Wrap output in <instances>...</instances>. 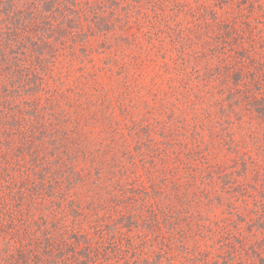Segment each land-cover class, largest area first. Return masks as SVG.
Instances as JSON below:
<instances>
[{
  "label": "trees",
  "instance_id": "trees-1",
  "mask_svg": "<svg viewBox=\"0 0 264 264\" xmlns=\"http://www.w3.org/2000/svg\"><path fill=\"white\" fill-rule=\"evenodd\" d=\"M157 1L0 0V264H264V143L235 141L231 118L258 90L234 80L215 113L188 121L131 116L135 49L177 52L172 70L195 101L188 84L207 85L203 53ZM92 110L104 137L85 129ZM254 111L264 119V104Z\"/></svg>",
  "mask_w": 264,
  "mask_h": 264
},
{
  "label": "rangeland",
  "instance_id": "rangeland-1",
  "mask_svg": "<svg viewBox=\"0 0 264 264\" xmlns=\"http://www.w3.org/2000/svg\"><path fill=\"white\" fill-rule=\"evenodd\" d=\"M156 7L162 12L165 11L170 22H178L179 28L186 30L187 44L193 46L196 43L194 49L203 53L197 64L202 79L207 85H203V82L197 84L196 81L188 84V88L198 91L197 94L201 97V100L195 101L186 90H183L180 83L181 77L172 70L174 68L172 62L177 52L167 49L168 45H164L161 51L163 53L157 55L148 51L141 54L135 49L131 55L139 57L137 61L139 73L142 76L140 86L143 89L139 93H127L126 101H131L134 104V109L131 111L133 120H144L145 123L152 125L158 122L163 123L167 121L169 109L174 112L175 118L186 121L190 120L196 108L201 114L200 118L205 114L210 116L211 113H215L214 110L220 103V99L227 94L228 88L229 90L235 88L233 81L240 79L247 82L245 87H242V90H247L241 91L240 94H244L246 91H258L255 92V96H248V99L238 102L235 115L231 116L235 120V125L232 128L233 137L241 144L243 141H248L249 135H255L260 139V143H264V119L254 111L258 104H264V0H158ZM143 21L145 20L141 22ZM142 28L147 30L144 25ZM226 29L230 32L226 33ZM132 33L136 35V43L145 47L147 41L141 35L139 36L135 29ZM159 48L160 46L156 51L160 52ZM95 63L100 65L99 62ZM163 63H167V66L170 67L168 74L162 72L161 64ZM132 68L135 70L134 66ZM218 68L229 73L237 72L239 74L236 77L230 76L228 84L221 82L220 79L218 81L213 79V81V73ZM90 71L93 70L90 69ZM208 73L211 80H207L206 74ZM71 74L69 78H71ZM104 79L109 81L106 76ZM256 85L258 89H256ZM107 90L106 94L110 103L117 107L122 98L116 95L113 90ZM206 91L207 94H205ZM63 107L66 110L70 109L67 104ZM208 111L211 112L207 113ZM91 113L93 114L91 118H96L98 123L92 122L85 128L86 131L92 133L95 138L104 137L105 128L99 121V113L97 110H92ZM116 113L119 116L117 108ZM118 116H116V120L119 123L121 121L123 124L130 122V116L121 115L120 118ZM123 118L128 121L124 122ZM247 148L251 151L252 146L249 145ZM212 152L214 160L219 158V163L216 164L219 165L224 153L214 149ZM218 155L220 156L217 157ZM229 165L230 163H228ZM146 178L143 169L136 171V183L139 186L147 184Z\"/></svg>",
  "mask_w": 264,
  "mask_h": 264
}]
</instances>
